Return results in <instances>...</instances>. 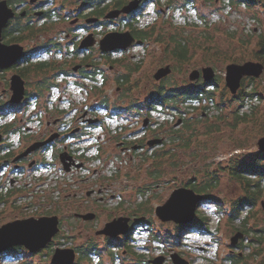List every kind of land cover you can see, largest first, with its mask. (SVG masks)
I'll use <instances>...</instances> for the list:
<instances>
[{
	"label": "rangeland",
	"instance_id": "374dc122",
	"mask_svg": "<svg viewBox=\"0 0 264 264\" xmlns=\"http://www.w3.org/2000/svg\"><path fill=\"white\" fill-rule=\"evenodd\" d=\"M23 1L24 4H17V12L26 23L28 20H25V10L31 11L30 19L35 33H26V38L19 44L25 50H38L33 64L39 62L38 57H45L47 61H54L53 63L63 61L65 69L70 70L73 64L79 63L80 58L71 56L67 59L66 53L75 51V44L86 36L92 33L100 41L109 32L129 31L116 21L101 26L95 24L89 29L77 27L78 24L86 25L84 20H75L77 13L84 8L82 0ZM167 3L163 7L149 3L138 17L139 28L151 31L154 28V35L146 42L149 45L145 58L135 59L129 53L134 49L133 52L137 54L138 47H135L127 53H115V59H108V56L101 55L97 43L89 53L90 63L98 64L103 72L96 81L70 78V86L63 83L41 94L37 92L41 89L39 85L46 88L56 78L52 73L46 74L49 81L41 84L42 73L33 70L23 78L26 94L31 93L26 103L24 100L21 104H11V92L1 99L0 131L4 123L13 124L9 138L8 134L6 136L7 143L13 146L10 153H19L26 142L42 138L48 133L49 131L43 132L47 121L52 124L62 121L60 127L66 133L74 130L70 147L75 158L84 153L85 148H89L88 153L85 152L87 158L104 151L102 156L105 160L100 165L90 162L85 170L89 172V168L96 165L100 169L99 175L104 177L109 191L116 194V197L104 203L89 200L85 204L87 211L92 208L97 210L100 218L83 223L72 215V210L81 207L77 200H72L75 190L70 184L75 182L76 187L83 186V181L77 182L82 174L64 177L61 173H56L53 164L47 165L35 176L30 174L31 171L17 175L7 169L4 174H0V197L3 199L0 202V227L17 220L39 219L50 214L49 217H59L61 224L60 233L49 246V251L31 254L24 248L15 247L1 256L0 264H52L50 261L58 249L76 250L74 264H152L153 260L164 257L162 254L168 255L170 260L171 253H178L190 264H231L230 256L241 259L238 264H264V241L260 242L258 239L260 235L264 238V190L254 205H246L245 203H251L246 189L231 178L228 171L223 170L234 159L261 153L258 141L264 137V73L256 82H251L248 78H245V82L243 80L246 93H257L256 97H246L244 100H234L236 95H232L227 87L225 75L229 64L259 62L252 58V52L256 48L258 37L264 36V8L232 6L229 0H171L170 6ZM111 10L115 8L107 13ZM88 12L90 11L87 9L84 13ZM70 33L73 34L68 39ZM159 36L161 41L158 40ZM173 36L177 40L186 36L191 41L189 57L185 62H177L172 56ZM52 44H60L61 50L54 49L50 54L41 51ZM112 56L111 54V58ZM168 65L171 66L172 73L160 82L156 81L154 75L157 70ZM206 67L215 70L216 75L212 81L207 83L203 78L197 82L190 81V74L194 70ZM11 75V72L1 75V81H4L5 76L9 81ZM120 76L128 77L129 83L126 86L118 84ZM83 84L88 85L90 90L96 87L98 92L92 90L94 93L87 96ZM63 85L66 86L65 89ZM204 85L215 91L213 101L205 99L192 103L188 108L182 107L180 111L172 109L166 110L170 113H154L156 126L161 127H173L182 113L185 118L194 119L192 145H186L190 130L183 127L184 130L178 135L182 139L159 149L167 154L162 153L158 161L129 163V159L119 155L116 149L115 142L118 139L115 138L120 133L112 135L107 132V128L99 127V124H90L97 129L91 130L89 134L86 130L84 139L82 134H78L79 126H84L83 122L96 119L110 124L112 128L117 124L122 126L121 134L128 136L142 126L130 124L137 116L141 119L145 116L143 100L155 94L161 86L166 90L182 91ZM4 88H7L6 83H0V94ZM103 96L108 98V110L117 113L116 117L106 120V110L101 109L95 113L90 109ZM137 105L140 106L138 109L133 108ZM236 113L243 118L238 123ZM199 120L201 123H195ZM210 125H214L212 133L208 130ZM31 128L38 131V137L33 133L27 135ZM110 136L115 137L109 138ZM98 140H106L103 147L96 146ZM3 155L4 153L0 158ZM50 156L46 153L44 159L48 158L50 162ZM215 170L218 172L216 175L219 176V184L209 192L211 200L202 202L196 212L209 220L205 228L194 226L187 231L182 225L162 223L157 219L155 208L164 204L175 189L184 187L183 183L188 185L190 181L202 186L207 172L215 174ZM156 175L159 177H155ZM92 178L93 183L102 181ZM55 179L61 180L60 183H56ZM257 180L253 177L252 182ZM14 181L18 182L14 185ZM201 194L206 195L204 192ZM245 199L247 202L243 203ZM233 209L240 210L237 219H232ZM120 216L132 218L138 223L125 236L128 243L119 238L107 240V237L97 235L106 222ZM144 221H148V224L143 223ZM244 222L247 224L245 232L239 229ZM238 231L243 232L245 237L234 247L231 245V238ZM91 244H96V251H92ZM232 250H235L234 255ZM163 264H167V261Z\"/></svg>",
	"mask_w": 264,
	"mask_h": 264
},
{
	"label": "water",
	"instance_id": "95a60500",
	"mask_svg": "<svg viewBox=\"0 0 264 264\" xmlns=\"http://www.w3.org/2000/svg\"><path fill=\"white\" fill-rule=\"evenodd\" d=\"M36 0H31L35 2ZM142 0H133L126 4L121 9H115L108 12L104 19L114 20L122 15H129L136 11ZM15 10L12 8L8 0L0 1V69L11 68L17 65L23 56L25 48L19 43L5 44L3 42V30L8 22L15 17ZM99 18H89L88 23L98 22ZM98 43L102 54L111 53L117 50L126 51L132 45H141L143 42L136 40L130 31L126 32H109L100 41H97L94 34L86 36L80 43L79 49L85 50L95 46ZM172 73L171 66H165L157 70L154 79L158 82L165 79ZM264 73V64L261 62L249 61L244 64H229L226 67V85L232 95H237L242 87V82L245 78L259 79ZM216 73L212 67H206L202 70H194L190 74V81L196 82L203 78L205 82H210L215 77ZM23 77L15 74L10 80V98L11 104H21L26 96V85ZM96 119L88 120L89 124L96 123ZM180 124V122H178ZM58 134L52 135L48 140L42 143L31 146L23 154L17 156L14 161L28 155L33 150L49 144L57 137ZM3 137L0 135V142ZM258 149L264 153V137L258 141ZM61 162L65 170L69 171L70 164L73 160L67 153L60 155ZM204 196L197 193L195 190L180 187L173 191L169 199L162 205L156 208V215L163 222H175L177 225L188 226L192 224L196 217L198 206L204 202ZM264 206V202H263ZM89 219H93L89 215ZM130 218H119L107 223L103 229L97 232V235H102L111 238L125 236L130 232ZM60 221L57 216L42 217V218H27L17 220L0 227V258L3 254L15 247H23L31 254H35L46 248L53 238L60 232ZM245 237V234L238 231L231 238V245L236 247L240 240ZM173 264H190L178 253L171 255ZM166 258L159 257L152 261V264H163ZM76 260V251L74 249H58L53 258L52 264H74Z\"/></svg>",
	"mask_w": 264,
	"mask_h": 264
},
{
	"label": "flooded vegetation",
	"instance_id": "af4514ba",
	"mask_svg": "<svg viewBox=\"0 0 264 264\" xmlns=\"http://www.w3.org/2000/svg\"><path fill=\"white\" fill-rule=\"evenodd\" d=\"M88 10H90V9H88ZM30 12L31 11L29 9L25 10V14H26L25 15V17H26L25 20H28L26 23H28V22L30 23L31 22V19H30L31 18V13ZM16 15H18V12L15 14V16ZM84 15H86V13L82 12V10L77 13L75 20L76 21L77 20L78 21L84 20L85 24H86V25H82V26H81V24H78V25H76L77 27L80 26L82 28L89 29L90 27H94L95 24H97L100 21L99 20L98 22L93 23L94 25H91L90 23L87 22L89 17L84 16ZM13 19H11V20H13ZM21 21L24 22L23 19ZM72 34L73 33L68 34L67 38L71 39ZM3 42H4V40H3ZM5 44H7V43H5ZM48 48L52 49L50 52H47L49 54L53 53L54 49H56V51L59 50V47L57 45H53L52 44L50 46H45L43 49H41V51H43L44 49H48ZM92 50L93 49H85L84 51H82L83 52L82 53V57L83 58L80 59L79 63L73 64V66L70 67V70H66L65 69L63 61H60L59 63H53L54 61H47L45 59V57H43L42 59H41V57H38L37 59L39 60V62L35 63L38 66L41 65V64H43V65H45V64H50V65L56 64L54 66V69H49V71H48L47 68H44L43 70H38V72L42 73L41 82L42 83L44 82V77H45L46 74H50L51 75V73H52V76L53 75L55 76L58 73H62L60 76L57 77L59 83H67V78L75 77V76L76 77H81V78H87V77H85V74L83 72H89L90 70L96 69V66L98 65V64H96L95 68H93V66L91 65L90 61L87 60V62H86V58L89 55V53L92 52ZM26 51H31V50H25L24 53H23V56H27L28 55V54H26ZM36 51H38V50H35V52ZM59 52L63 53L61 51H59ZM59 52H57L58 57H59V54H60ZM73 52L74 51H68L66 53L67 54L66 55L67 59H68V57L71 58V56L75 55ZM61 57H59V58H61ZM19 63H20V61H19ZM19 63L17 65H14L11 68L0 69V83L1 84L2 83H4V84L6 83L7 88H8V89L7 88L3 89V93L0 94V101H1V99L3 97L7 96L9 92H11L10 91V80H11V77L13 75H15V74L21 75L20 72H21V69L23 67H22V65H19ZM7 72H9V73L11 72V74H12L10 76L9 81L6 80V76L4 78V81H1L2 80L1 75H5V73H7ZM65 75H67V76H65ZM201 78L202 77H200L199 80H201ZM55 83H56V80H55ZM42 89L43 88H41L37 92H40ZM43 90H45V89H43ZM154 95L155 94H153L152 96H154ZM151 97L145 98L143 100V102H142L143 111L146 113L145 116L142 117L143 119H141L139 116H137L135 121L132 124H130V125H140L141 124L142 126L139 128L138 131L134 130L130 135L124 136L123 134H121L123 127L119 126L117 124V126L119 127V131L116 132L115 135H117L118 133H120V134L118 135L117 138H115V139H118L117 142H115L116 143V149L119 151V155L121 154L125 158L129 159L128 160L129 163H134V162H137V161H142V163H144V162H146L148 160L158 161V159L162 157L161 156L162 153L164 155L167 154L165 151L159 150V149H161V148L164 149L165 147H167V145H169L171 143H174V142L177 143L178 142L177 138H178V135H179V133H177V131L178 130H180V131L184 130L183 129L184 117H178L176 124L173 127H171V128H168V127H165V126H162V127L161 126H156V123H155L154 117H153L154 113L157 112V111L161 112V113L162 112L163 113L164 112L170 113V112H167L166 110L169 111L171 109L168 108V107L164 108L161 105H156L155 107H154L153 104L152 105H150V104L148 105L146 100L147 99H151ZM2 108H3V106H2ZM0 109H1V107H0ZM47 112H48V110H47ZM114 116L116 117L117 113H113V112L109 111V112L105 113L104 117H106V120H108V119L113 118ZM77 121L79 122V119H77ZM178 122H180V124H178ZM61 123H62V121L59 122V124L57 122H54L53 123L54 125H53L52 122L47 121L43 132H45V131L48 132L49 131L48 133H46L42 138L33 140L31 142H26V144L22 145V148H21L22 150H20L19 153L11 155V156H8V155H9L10 149L13 148V146L7 143L8 140H6V135L0 134L3 137L2 141L0 142V147L3 146V145H10V147L7 148L5 152H3L4 155L1 156V158H0V174L5 172L7 169H9L12 174L19 175V174H24L27 171H31L30 174L31 175L34 174V176H35L39 172H41V170H43L47 165L51 166L52 164H53V167H55L56 173L57 174L61 173V175H63L64 177L67 176V178H69L72 175H77L79 173L82 174L83 175L82 178L80 179V181H77V182H82L83 181L84 182L83 186L77 185V186H81V187H76L75 186L76 185L75 182L74 183L73 182L70 183L72 185V187H74V190H75L74 194L72 195L73 196L72 200H73V202H75L77 200L79 202L80 207H81L78 210H75V211L72 210V215H73V217L76 220L81 221L83 223L88 222V221L90 222V221H93L94 219H96V217L100 218V214H98V211L94 210L93 208L87 211V208L85 207V204L89 200L94 199L96 202L104 203V202H108L109 199H115V197H116V194H114V193L111 194V192L109 191V188L105 184L104 177H102V175H99L100 174V172H99L100 169L96 166L97 163L100 165L105 160L104 157L102 156L104 151L101 152L99 155L97 153V154H95V156H92L91 158H87L86 154L88 153L89 148H85L84 151L85 152L87 151V153H85V152L83 153L82 152V154L80 156H78V158H75L74 155H73V151L71 150V147H70V145H71V143L73 141V138H74V130H71L70 133H66L65 130L62 127H60V126H62ZM83 124H84V126L83 125L79 126L78 134H82V137L84 139L85 135H86V130H87V132L89 134V132L91 130H94V129H97V128H95L96 127L95 125L92 126V125H90V124H88L86 122H83ZM98 126L102 127L103 124L102 125L99 124ZM32 129L33 128H31L30 132L29 131L27 132V135L30 134V133H33V135H36V132L38 134V131H35L34 129L33 130ZM41 129H42V126H41ZM81 131H83V132L80 133ZM107 132L109 133V130H107ZM53 133L58 134V135H57L56 138H54V140L52 142H50L49 144L44 145L42 147H39V148L33 150L32 152H30L28 155L18 159L17 161H14L17 156L23 154L31 146H33L35 144H38V143L45 142L46 140H48L52 136ZM36 137H38V135H36ZM112 137H115V136H110L109 138H112ZM105 142H106V140L105 141L104 140H98V144L96 146L98 148H101V147H103V144H105ZM46 153L51 155L50 156L51 157V161L50 162H49L48 158L44 159V156H45ZM62 153H67L68 156H70L72 158V160H73V163L70 164L69 171L65 170V167H64L63 163L61 162L60 155ZM5 154H6V156H5ZM93 161L96 162L95 167L89 168L90 170H89V172H87V170H85V169H87L89 167V165H90L89 163L93 162ZM92 177L95 178V179L102 180V181H98V182H94L93 183L92 180H91ZM155 177H159V176L156 175ZM57 178H59V177L57 176ZM60 181L61 180H56L55 179V182L58 183V184L60 183ZM17 182L14 181L13 184L15 185V183H17ZM183 185L186 188L190 187V186L187 185V183H183ZM69 207L72 209L71 206H69ZM156 208H155V211H156ZM50 215H46V216H44V215L42 216L41 215V216L42 217H49ZM89 215H92L93 219H89L88 218ZM155 215H156V213H155ZM156 217L162 223H167V222H163L162 220H160L157 215H156ZM119 218H129V217L120 216V217H117V218H114V219H119ZM148 221H144L143 223H147L148 224ZM109 222H111V221H108L105 224H107ZM172 223L176 224L175 222H172ZM59 224H61V221H60ZM129 224L131 225V227H130V232H131L133 230L135 224H138V223H136L135 220L133 221L132 218H130ZM184 227L187 228V226H184ZM56 236L53 238L52 242L55 240ZM100 236H102V235H100ZM105 238H106V236H105ZM118 238L121 239L122 241L125 240V236H121V237H118ZM106 239L107 240H113L111 237H107ZM114 239H116V238H114ZM51 243L46 248L40 250L39 252L42 253V251L44 252V250H48L49 251V246L51 245ZM95 245L96 244H91V249L94 250V251H96V248H94ZM21 248H23V247H21ZM231 252H232L233 255L235 254V250H232ZM94 253H97V252H94ZM162 256H164L166 258L165 259V263L167 261V264H173V262H172V260L170 258L171 255L169 257L170 260L168 259V255H166V254L163 255L162 254ZM50 262L52 263V260Z\"/></svg>",
	"mask_w": 264,
	"mask_h": 264
},
{
	"label": "trees",
	"instance_id": "16d2710c",
	"mask_svg": "<svg viewBox=\"0 0 264 264\" xmlns=\"http://www.w3.org/2000/svg\"><path fill=\"white\" fill-rule=\"evenodd\" d=\"M130 1H133V0H82V6L84 7L82 11L83 10L86 11L87 9H90L89 10L90 12H88L84 16H87V17L93 16L95 18L96 17L100 18V21L97 23L98 26L112 24L115 21L120 22V25H124V27H126L133 34L136 40L146 43L148 40H151V37L154 35V32H153L154 28H152V31H151V30H146L144 28L138 27V23H139L138 17L139 15H141L143 8L149 3H154L155 5L163 7L164 4L166 5V3L168 2L167 5L170 6L171 0H142L140 7L129 15H126V16L122 15L120 18L116 20H105L104 19L105 15L107 14V11H109L112 8L121 9L126 4H128ZM229 2L232 6L246 5L247 7H250V8H258V7L264 8V0H229ZM8 3L12 8H14V10L17 13V9H18L17 4L18 3L24 4V1L23 0H8ZM47 16L51 17L49 14ZM21 20H22L21 16L18 13V15H16L13 20L8 22L7 26L3 30V40L5 43L7 44L22 43L24 39L26 38L25 37L26 33L28 34L30 33L31 35L35 33L34 26L31 24V22L25 23ZM173 37H172L173 38L172 42L174 45V49L172 50V56L177 62H180V63L185 62L189 57V47L191 46V41L188 40L186 36H182L178 40L175 36ZM158 40L161 41V36H159ZM58 47H59V50H61L60 44L58 45ZM255 47L256 48L252 52V58L264 64V36L258 37V41L256 42ZM75 48L76 49L74 51V54H75L74 56L78 57L79 54L82 53L81 50H79V43L75 44ZM35 50L37 49L26 51V54L28 55L23 56L20 59L19 65H22L23 67L21 69L20 74L23 78H25L27 74H30L33 70L38 71V70H43L44 68H47L49 71V69L54 68L53 66L51 67L50 64H45V65L41 64L39 66L36 64H33V59L35 58V55H36L34 53ZM44 50L46 52H50L52 49L48 48ZM89 58L90 56L88 55L86 58V62L87 60L90 61ZM91 65L93 66V68H95L96 63H91ZM83 73L85 74V77L91 80H94V81H96L99 76L103 75V72L100 70L98 65L96 66V69L90 70L89 72H83ZM61 74L62 73H58L54 76L56 78L55 79L56 83H55V80H53V82L47 84L46 88H43V89L47 90V89H52L54 87H59L60 84L58 82L57 77L60 76ZM120 77H118V80H117L118 84L122 86H126L129 83L128 77H123V76H120ZM248 79H250L251 82H256V79L254 78H248ZM48 81L49 79L45 77L44 82L43 83L41 82V84H46ZM216 81L217 79L215 80V82ZM244 82H245V79H244ZM39 86H41V88L43 87L42 85H39ZM207 87L208 86L206 85H204V87L196 86L195 88L189 87V88H185L182 91H178V89L166 90L164 86H161L159 90L155 93V95L152 96L151 99H147L146 102L148 103V105L153 104L154 107L156 105H161L164 108L168 107L171 110L174 109V110L180 111L182 107L188 108L191 106L192 103H195V102L204 101L205 99H209L213 101L214 96H215V91L209 90ZM43 89L40 91L41 94L43 91H45ZM92 90L97 91V88L94 87V89ZM94 91L92 92L94 93ZM30 95L31 93H28L26 95L27 99L28 97H30ZM256 96H257L256 92L252 94H249L248 92L246 93L242 85V88L240 89L238 94L234 97V100H244L246 97L254 98ZM139 107H140L139 105L133 106V108H137V109ZM131 108L132 106L130 107V109ZM94 109H100V110L109 109L108 98L103 96V99L99 101L98 104H96V106H94ZM188 112H190L189 109H188ZM0 113L2 114L1 111ZM182 114H181V117H184ZM236 116H237L236 118L237 123L240 120H243V118H241L239 114L236 113ZM193 121L194 119H188L184 117L183 127L186 128L187 130H190L188 139L186 140L187 146H191L193 143V135H194L193 134V125H194ZM195 123L199 124L201 123V120L196 121ZM12 127H13V124L4 123V125L1 127L2 130L0 131V134L2 135L4 134L6 136L8 134V138H9L10 132H12ZM208 130H209V133H212L214 131V125H210V128H208ZM177 133L180 134V130H178ZM181 139H182L181 137H178L177 141L179 142ZM9 147L10 145L1 146L0 154L5 152L6 149ZM11 155H14L13 152L12 153L9 152L8 156H11ZM223 170L228 171L231 178L238 181L246 189V192L248 193V199L251 201V203H245L247 202L246 199L244 200L243 203H245L246 205H254L256 203L255 200L261 197V194L264 190V187H263L264 154L261 152L255 156H251V157L247 156L245 158L243 157V159H234L229 164V166L224 167ZM207 173H208L207 178L206 180H204V183L202 186H197L195 184H192L193 182L191 181L188 184L197 193L199 194L203 192L206 193V195L202 194L204 196L205 201L211 200V196L209 195V192L215 189L217 185L219 184V176L216 175V173H218L216 170L214 172L215 174L210 173V172H207ZM253 177H255V179L257 178L258 180L256 182H252ZM2 200L3 199L0 197V202ZM239 214H240L239 209H233L231 213L232 219L234 218L237 219ZM208 224H209V220H207L203 216L196 214L194 223L192 225L187 226V231L192 229V227L194 226L203 229ZM246 226L247 224L246 222H244V224H242V226L239 229H242V231L245 232ZM156 239L158 238L156 237ZM258 239H260V242L264 241V238L262 235H260V238ZM124 241L128 243V239L125 238ZM229 259H230L231 264H238L241 261V259H239L237 256H230Z\"/></svg>",
	"mask_w": 264,
	"mask_h": 264
},
{
	"label": "built area",
	"instance_id": "2783aa9c",
	"mask_svg": "<svg viewBox=\"0 0 264 264\" xmlns=\"http://www.w3.org/2000/svg\"><path fill=\"white\" fill-rule=\"evenodd\" d=\"M138 47V50H137V54H135L133 51H134V49L131 51V52H129L130 50H128L127 52H129L130 54H133L134 55V57H135V59H142V58H145V56L147 55V52H148V44L147 45H143V46H137ZM135 48V47H134ZM126 52V53H127ZM114 54L115 53H113L112 55V58L111 59H115L116 57H114Z\"/></svg>",
	"mask_w": 264,
	"mask_h": 264
}]
</instances>
